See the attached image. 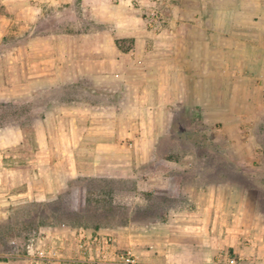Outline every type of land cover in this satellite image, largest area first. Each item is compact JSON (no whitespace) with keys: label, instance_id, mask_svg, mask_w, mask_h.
<instances>
[{"label":"crops","instance_id":"obj_1","mask_svg":"<svg viewBox=\"0 0 264 264\" xmlns=\"http://www.w3.org/2000/svg\"><path fill=\"white\" fill-rule=\"evenodd\" d=\"M4 79L25 80L28 99L67 86L75 97L33 114L28 124L0 128V219L9 205L45 204L76 189L71 182L78 178L136 180L137 190L156 193L155 179L194 170L183 161L196 153L177 161L158 152L162 128L179 125L211 128L216 144L229 145L216 155L248 166L264 188V154L255 138L264 129V0H0ZM13 86L9 97L17 99ZM60 163L66 178L51 187L47 177ZM249 189L181 180L182 200L148 225L135 224L132 215L98 229L59 221L35 231L30 249L45 236L56 238L61 264H72L81 257L79 242L98 235L150 264H213L227 250L264 264L257 202L247 206L235 194ZM17 262L0 259L23 264Z\"/></svg>","mask_w":264,"mask_h":264},{"label":"rangeland","instance_id":"obj_2","mask_svg":"<svg viewBox=\"0 0 264 264\" xmlns=\"http://www.w3.org/2000/svg\"><path fill=\"white\" fill-rule=\"evenodd\" d=\"M147 18L152 21L156 17L149 16ZM153 24H155V21H153ZM123 44L124 46L129 45L125 42ZM6 63V60H2V68L6 67ZM24 84L25 80H0V94L5 96L4 98L0 97V116L4 115V118L1 119L4 124L18 121L28 124L33 114H37L45 108H54L59 100L75 97L72 88L67 86L61 87V92L58 91V88L39 91L28 99L25 97L26 88H24ZM13 85L18 86L12 92L17 95V99L9 97V91H11ZM85 98L89 97L86 96ZM94 99L98 100L96 97ZM188 117H190L189 112L179 115V124H184L183 121ZM186 129L181 128L180 125L168 129L162 128L163 135L160 144L162 151L170 153V155H178L189 151L196 153L197 157L194 160L183 161L192 162L193 165H190V167L194 170L189 172L187 170L182 174V178L155 179L161 186L156 193L146 192L142 189L137 190L136 180L114 179L110 182H98L96 180L87 182L86 179L78 178L72 181V184L79 187L72 188L45 202V204L50 205V209L43 206L41 202L36 201L20 204L21 206L18 204L7 206L6 217L0 219V259L4 261L14 259L15 262L28 264L27 256L33 232L39 231L41 227L55 226L54 224L59 221H65L69 226L75 225L84 226L88 229H98L106 226H121L125 224L127 217L132 215L135 224H141V222L145 224L147 222L146 225H148L150 220L159 214L163 215L166 211L168 212L171 206L182 200L177 197L179 182L181 180H193L194 171L196 172L199 168H203V171L200 172L201 176L194 179L197 182L223 180L235 186L250 187L251 189L245 190L243 193L239 191L235 194L240 196V199H244L243 201L246 202L247 206L257 202L260 218L264 222V188H262V180L252 170H249L248 166H240L238 163L227 160L226 156L215 154L218 150L214 149L206 140L211 135V128L192 129L195 131L191 134L187 133ZM53 130L55 156L58 158L61 152L59 150V140L57 139V128ZM192 130L189 129L188 131ZM256 134L255 138L259 141L264 154V129L256 132ZM219 149L220 153L226 154L229 150L228 143L222 140ZM261 163H264V159L261 160ZM59 165L60 168L58 166L56 169H52L53 175L47 177L51 187L61 185L66 178L62 168L63 164L60 163ZM87 199L88 202L91 201L88 206H86ZM62 206L65 208V212L60 210L62 208L59 207ZM101 206L106 207L100 210ZM83 209L86 210L85 216L80 219V216L75 215L74 212L78 213ZM246 209H242V211L244 212ZM54 211L56 214H54ZM225 253L232 254L234 252L227 250Z\"/></svg>","mask_w":264,"mask_h":264},{"label":"built area","instance_id":"obj_3","mask_svg":"<svg viewBox=\"0 0 264 264\" xmlns=\"http://www.w3.org/2000/svg\"><path fill=\"white\" fill-rule=\"evenodd\" d=\"M36 235L34 231L33 239ZM45 242L29 250L28 264H61L63 256L62 246L58 239L44 237ZM81 257L73 259L72 264H150L141 259L139 253L133 248L118 249L114 240L110 237L94 236L82 239L79 242ZM213 264H248L245 259L236 253L219 254Z\"/></svg>","mask_w":264,"mask_h":264},{"label":"trees","instance_id":"obj_4","mask_svg":"<svg viewBox=\"0 0 264 264\" xmlns=\"http://www.w3.org/2000/svg\"><path fill=\"white\" fill-rule=\"evenodd\" d=\"M71 99V98H70ZM4 118V115L3 116H0V128H3V127H5L6 125H8V124H4L2 121L3 120H1V119H3ZM18 123H24L23 121H18ZM193 128H190V130H192ZM189 129L187 128L185 131L187 132V133H194V131L192 130V131H188ZM196 134V133H195ZM160 142H161V139H160ZM160 142H159V145H158V152L160 153V154H162L163 156H166V157H168V158H170V159H172V158H177V159H175V160H177L178 161V158L180 157V155L181 154H183V153H181V154H176V155H170V153H167V152H163L162 151V149H161V144H160ZM207 142H209V144L211 145V146H213L214 147V149H216V150H218V151H216V153H219V154H221L220 153V145L219 144H216L210 137L208 138V140H207ZM184 153H186V152H184ZM215 153V154H216ZM226 156V155H225ZM227 160L229 159V158H227V156L225 157ZM230 160V159H229ZM230 161H232V162H234L235 163V161H233V160H230ZM191 165H193V163L191 162ZM186 171H184V172H182L183 174L185 173ZM196 178V176H194L193 175V180H183V181H185V182H190V181H195L194 179ZM103 181V182H110V181H112V180H114V179H107V178H91V179H86V181L87 182H90V181ZM71 185H73L72 184V182H71ZM82 185V184H81ZM88 190V189H87ZM90 202L91 201H89L88 202V199H87V204H86V206H88L89 204H90ZM43 206H45V207H48L49 209H50V205L49 204H43ZM105 207L106 206H101L99 209L100 210H102V209H105ZM59 208H62V209H60V210H62V212H65L66 210H65V208H63V206L62 207H59ZM96 211H98V210H96ZM52 212V211H51ZM72 212H74V211H72ZM86 212V210L85 209H83V210H81V211H78V213H80V214H78L77 212H74V214L75 215H78V216H80V219L82 218V217H84L85 216V213ZM96 213H98V212H96ZM54 214H56V212L54 211ZM84 214V215H83ZM128 218L129 217H127V219L126 220H128ZM81 224V223H80Z\"/></svg>","mask_w":264,"mask_h":264}]
</instances>
